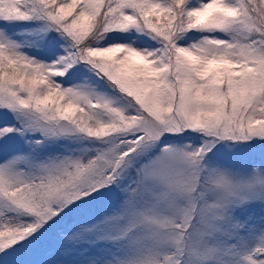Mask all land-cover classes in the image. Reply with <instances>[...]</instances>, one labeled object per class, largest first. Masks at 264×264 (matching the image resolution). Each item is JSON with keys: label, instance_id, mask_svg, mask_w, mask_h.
<instances>
[{"label": "snow or ice", "instance_id": "1", "mask_svg": "<svg viewBox=\"0 0 264 264\" xmlns=\"http://www.w3.org/2000/svg\"><path fill=\"white\" fill-rule=\"evenodd\" d=\"M0 264H264V0H0Z\"/></svg>", "mask_w": 264, "mask_h": 264}]
</instances>
